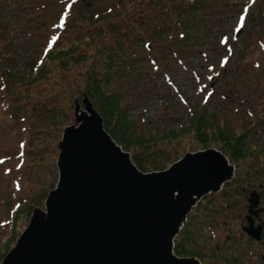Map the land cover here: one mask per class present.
Segmentation results:
<instances>
[{"label": "rangeland", "instance_id": "obj_1", "mask_svg": "<svg viewBox=\"0 0 264 264\" xmlns=\"http://www.w3.org/2000/svg\"><path fill=\"white\" fill-rule=\"evenodd\" d=\"M174 2L0 0V263L28 224L27 206L57 181V144L63 129L73 124L87 59L103 41L115 39L105 37L114 24L106 17L112 10L120 23L143 29L152 43L153 53L138 46L134 59H155L160 66L155 73L152 64L138 62L116 80L136 137L155 138L151 151L159 158L168 153L170 162H177L175 154L182 158L200 150L189 129L201 115L230 135L245 137L259 155L240 160L234 180L193 210L186 224L187 249L203 256V264H225L228 255L242 257L243 264H264V243L250 242L242 231L250 198L236 193L241 185L248 188L245 180L253 172H259L258 183L250 189L264 182V0L255 5L252 0H204L198 11L191 10L200 25L191 30L189 44L180 40L189 31L180 29L173 10L194 2ZM170 7L172 31L156 42L155 15ZM225 44L234 55L226 53ZM166 75L173 84L166 85ZM170 162L165 170L175 163Z\"/></svg>", "mask_w": 264, "mask_h": 264}, {"label": "water", "instance_id": "obj_2", "mask_svg": "<svg viewBox=\"0 0 264 264\" xmlns=\"http://www.w3.org/2000/svg\"><path fill=\"white\" fill-rule=\"evenodd\" d=\"M73 118L57 144L56 184L0 264H203L176 255V240L200 202L234 180L230 159L210 148L144 173L85 92ZM259 203L254 191L249 207ZM244 232L261 241L264 228L251 222Z\"/></svg>", "mask_w": 264, "mask_h": 264}, {"label": "trees", "instance_id": "obj_3", "mask_svg": "<svg viewBox=\"0 0 264 264\" xmlns=\"http://www.w3.org/2000/svg\"><path fill=\"white\" fill-rule=\"evenodd\" d=\"M169 1L172 2L171 6H176L177 3L174 2L175 0ZM193 2L194 3L190 6L180 4V7H176L173 10V17L177 20L180 29L183 32L189 31L187 36L185 33L180 35V40L184 41L185 39L187 44L190 42L191 30L197 31V27L200 25V20L196 16L190 14L192 12L191 10L198 11L201 4L204 3V0H193ZM110 13H108L106 17L113 18L114 24L108 26L107 36L105 37L110 39L114 36L115 39H113V43L110 44H107L109 40L103 41L94 54L87 59L90 65L82 76L83 85L79 91V95L81 97L82 92L86 93L95 110L103 120L104 130L117 145L128 153L132 151L131 157L136 167L144 173L164 171L166 165L171 161L170 155L165 153L162 158H159L157 152L151 151L156 143L155 138L146 139L134 135V131L131 127L132 125L128 120L129 109L125 103V97L121 93V90L116 88V80L121 79V75L124 76L126 70H132L135 67L134 64L138 65V62L143 66L152 64L155 73H158L160 72L159 63L155 59L150 58L145 60L142 59V62L138 61V59H134V56L139 58L138 46H144L145 50L149 53H153L151 41H147L146 35H143V29L135 27L138 28L136 29L138 33H136V30L132 27H128V25L119 22L118 17L120 15L117 12H112V10H110ZM141 14L145 15L146 12H141L139 15ZM152 15L153 14L148 16ZM171 15V7L169 10L160 8L159 12L155 15L159 18V20L153 24L156 25L154 35L159 38H154L156 42L162 41L160 39L164 37V35H167V32L172 31ZM152 21H155V18H153ZM118 22L120 24H118ZM139 24L144 25L145 21L142 20ZM1 31L0 29V32ZM91 41L94 42V39H91ZM220 45L222 46L223 43L220 42ZM224 47L228 55L235 54L233 49H229L231 45H229L227 50L228 44H225ZM129 48L134 50V53H129ZM166 76L164 77L166 85L173 84L170 77ZM3 78L6 79L7 77L3 76ZM155 84H157V82L154 83V86ZM203 103L205 104L206 102ZM62 124H64V122H62ZM189 130L196 135L201 145L199 146L201 147L200 150L216 148L222 151L230 159L231 163L236 166L240 160H244L248 157L254 160L259 158L257 151L252 150L245 137L232 136L229 131L226 132L220 127L215 126L211 119H205L201 115L194 120ZM173 157H176V161L181 159L179 154H175ZM253 173V175H248V179L245 180L246 184L258 183L254 179L258 177L259 172ZM55 182L51 184V189L54 188ZM243 188H245L244 185H241V191H236V193L240 192L241 194ZM46 195L47 193L41 197L34 198L31 204L27 206V218L30 217L34 208L42 206V202L45 200ZM189 226L188 224L187 227H185L176 240L175 253L180 257H197L201 259L203 256L199 253L190 252L187 249V241H191V238H187ZM17 236H19V234ZM225 264H229V262L226 261Z\"/></svg>", "mask_w": 264, "mask_h": 264}, {"label": "flooded vegetation", "instance_id": "obj_4", "mask_svg": "<svg viewBox=\"0 0 264 264\" xmlns=\"http://www.w3.org/2000/svg\"><path fill=\"white\" fill-rule=\"evenodd\" d=\"M246 185L248 186V188H243V193L245 195H248V200H249L250 194L253 193L254 191H257L259 196H260V203H259L258 207L255 209H251L248 205L247 214H246L245 218L242 220V231L243 232H244V228L248 227L251 222L256 227H263L264 228V184L262 182H260L253 189H250V186L253 184L248 183ZM247 239L250 242H256L258 244H263L264 243V234L261 238V241H258L254 238H251L248 235H247ZM228 240H231V238L228 237ZM225 258H226L225 260L228 261L229 264H243L244 263V261L242 262L240 260V258H242V257L228 255ZM262 259H264V256L262 257Z\"/></svg>", "mask_w": 264, "mask_h": 264}, {"label": "snow or ice", "instance_id": "obj_5", "mask_svg": "<svg viewBox=\"0 0 264 264\" xmlns=\"http://www.w3.org/2000/svg\"><path fill=\"white\" fill-rule=\"evenodd\" d=\"M52 43H55V40H53Z\"/></svg>", "mask_w": 264, "mask_h": 264}]
</instances>
